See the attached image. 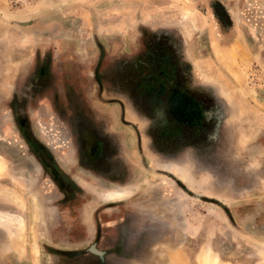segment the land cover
<instances>
[{"label": "rangeland", "instance_id": "1", "mask_svg": "<svg viewBox=\"0 0 264 264\" xmlns=\"http://www.w3.org/2000/svg\"><path fill=\"white\" fill-rule=\"evenodd\" d=\"M0 264H264V0H0Z\"/></svg>", "mask_w": 264, "mask_h": 264}, {"label": "bare ground", "instance_id": "2", "mask_svg": "<svg viewBox=\"0 0 264 264\" xmlns=\"http://www.w3.org/2000/svg\"><path fill=\"white\" fill-rule=\"evenodd\" d=\"M127 196H129L128 193H127V192H124V191H116V192H114V193L112 192V193H109V194L107 195V197L110 198V199H112V200L123 199V198H125V197H127ZM210 259L213 260V261H216V260H217V259H214V258H212V257H211ZM200 261H201V262L206 261V258H205L204 255L200 257Z\"/></svg>", "mask_w": 264, "mask_h": 264}, {"label": "crops", "instance_id": "3", "mask_svg": "<svg viewBox=\"0 0 264 264\" xmlns=\"http://www.w3.org/2000/svg\"><path fill=\"white\" fill-rule=\"evenodd\" d=\"M177 262V261H176Z\"/></svg>", "mask_w": 264, "mask_h": 264}]
</instances>
